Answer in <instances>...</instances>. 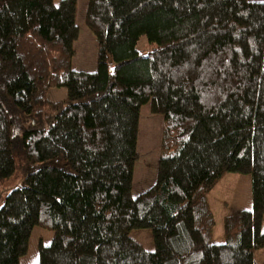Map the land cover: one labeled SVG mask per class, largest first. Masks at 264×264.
<instances>
[{
  "label": "trees",
  "instance_id": "obj_1",
  "mask_svg": "<svg viewBox=\"0 0 264 264\" xmlns=\"http://www.w3.org/2000/svg\"><path fill=\"white\" fill-rule=\"evenodd\" d=\"M76 1L0 0V196L20 173L0 206V264H20L34 226L53 233L35 264H258L264 0H88L93 72L72 63ZM147 102L164 117L161 154L133 196ZM225 172L251 176L252 207L225 217L219 243L206 195Z\"/></svg>",
  "mask_w": 264,
  "mask_h": 264
},
{
  "label": "rangeland",
  "instance_id": "obj_2",
  "mask_svg": "<svg viewBox=\"0 0 264 264\" xmlns=\"http://www.w3.org/2000/svg\"><path fill=\"white\" fill-rule=\"evenodd\" d=\"M55 4L61 0H53ZM88 0H77L75 22L78 26V36L73 42L74 57L73 67L78 70L93 72L97 69L99 44L95 34L85 23V13ZM138 48L141 53H148L152 44L146 37L139 40ZM66 87H51L48 91V99L51 101L62 100L67 96ZM164 117L160 113L151 110V103L147 102L140 107L137 158L134 164L132 195L137 196L155 183L157 179L158 161L160 158V144L162 138ZM17 170L20 162L16 159ZM20 173L7 182L1 189L0 206L3 204L6 194L19 182ZM252 180L249 174L238 172H225L211 187L206 195L208 210L215 221L212 239L215 242H223L225 238V217L232 215L241 209L252 207ZM264 228V218L262 221ZM130 237L140 243L147 251L155 249L153 235L150 229L133 228ZM53 233L40 226H34L29 238V247L25 255L20 258V264H35L39 259V244L47 245L51 242ZM256 262L264 264V247L254 251Z\"/></svg>",
  "mask_w": 264,
  "mask_h": 264
},
{
  "label": "crops",
  "instance_id": "obj_3",
  "mask_svg": "<svg viewBox=\"0 0 264 264\" xmlns=\"http://www.w3.org/2000/svg\"><path fill=\"white\" fill-rule=\"evenodd\" d=\"M253 257H254V254H253ZM255 260V259H254ZM258 263V262H257ZM258 264H261V263H258Z\"/></svg>",
  "mask_w": 264,
  "mask_h": 264
}]
</instances>
